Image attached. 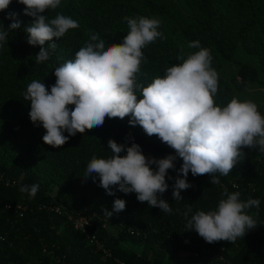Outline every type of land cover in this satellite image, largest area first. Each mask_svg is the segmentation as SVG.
Returning a JSON list of instances; mask_svg holds the SVG:
<instances>
[{
  "label": "trees",
  "instance_id": "trees-1",
  "mask_svg": "<svg viewBox=\"0 0 264 264\" xmlns=\"http://www.w3.org/2000/svg\"><path fill=\"white\" fill-rule=\"evenodd\" d=\"M23 9L13 0L0 12V28L12 23L6 19L10 13L18 14L21 22L0 46V264H117L115 259L124 264H264V152L258 147L244 148L241 161L228 176H218L217 184L209 175L193 177L189 172L187 182L192 187L181 191L183 199L175 201L173 186L183 163L177 158L166 176L168 190L160 197L172 213H163L138 202L134 193L113 188L115 195H107L99 177L86 178L85 173L93 156L111 155L110 139L126 147L138 144L149 159L175 155L173 149L158 137H149L139 125L131 126L130 117H106L102 127L77 133L60 148L50 147L43 143V127L31 122L30 102L23 97L32 80H40L50 91L55 68L75 57L90 30L108 47L122 43L127 35L124 17L143 16L160 19L158 30L166 39L142 50L146 62L141 64L139 82L147 86L154 77L163 76L167 67L181 62L177 60L181 48L185 58L199 50L187 47L198 40L210 49L219 76L216 104L225 106L234 97L249 100L245 89L264 88V0H61L45 15L50 20L63 14L79 27L56 40L55 51L49 49L50 59L41 64L35 62L40 46L26 43L23 29L33 19L23 15ZM258 110L264 115V108ZM81 179L89 185L87 192L79 187ZM34 184L39 185L34 198L19 191L22 185ZM225 190L239 192L242 201H260L258 209L246 210L256 220V228L238 238L235 249L230 242L209 244L196 232L186 231L182 215L188 205L190 216L215 210L226 198ZM115 199L125 200L126 208L109 218L104 212H113ZM60 206L91 218L87 234L73 230L65 210L56 213ZM93 234L109 257L89 244L88 235Z\"/></svg>",
  "mask_w": 264,
  "mask_h": 264
},
{
  "label": "clouds",
  "instance_id": "clouds-1",
  "mask_svg": "<svg viewBox=\"0 0 264 264\" xmlns=\"http://www.w3.org/2000/svg\"><path fill=\"white\" fill-rule=\"evenodd\" d=\"M13 0H0V12L6 11ZM24 6L23 15L33 22L23 31L26 43L40 46L35 56L37 64L50 59L49 49L55 51L56 40L69 30L77 29L76 20L63 14L48 19L45 13L55 10L61 0H17ZM12 21L7 29L0 28V46L7 41L10 32L21 27L18 14L10 13ZM129 29L122 43L105 46L98 33L89 31V39L69 59L54 70L55 83L49 91L40 80H32L23 93L30 102L29 117L34 125L42 126L43 143L60 148L69 137L86 130L102 127L105 118L130 117L131 126L139 125L149 136L175 151L162 159H149L141 147H130L108 141L111 155L88 162L85 176L99 177V186L107 195L116 191L134 193L140 203L172 213L170 205L160 197L168 190L166 176L174 169V161L183 163L173 186L174 200H182L181 191L192 185L187 182L189 172L193 177L209 175L211 183H219L218 176H228L244 156V148L258 147L264 152V115L250 101L232 98L225 106L216 104L219 76L212 67V55L200 42H189V49H199L184 55L183 48L177 60L181 61L165 69L163 76H156L145 86L138 80L141 64L146 62L142 51L157 39H166L158 29V18L138 16L124 17ZM0 24H3L0 21ZM46 42L47 47H44ZM74 106V107H69ZM67 132V136L64 134ZM126 152V155H121ZM152 165H155L153 170ZM182 176L183 178H180ZM235 187V185H234ZM39 185H22L21 193L34 198ZM218 202L215 210L192 213L186 206L182 215L186 231H194L205 242L235 243L238 238L256 228V220L247 214L248 209L259 208L258 199H240V193L229 194ZM126 208V201L115 199L113 212L105 210L109 218Z\"/></svg>",
  "mask_w": 264,
  "mask_h": 264
},
{
  "label": "built area",
  "instance_id": "built-area-1",
  "mask_svg": "<svg viewBox=\"0 0 264 264\" xmlns=\"http://www.w3.org/2000/svg\"><path fill=\"white\" fill-rule=\"evenodd\" d=\"M5 209L9 210L10 206H6ZM17 209L22 212L26 210V208L22 206H18ZM62 210H65V215L67 216V219L70 222L74 231L79 232L81 234H87V228H90L92 225L91 218L86 217L82 211L73 212L70 210H66L64 206H60L55 211L57 214H61ZM88 240L89 244L93 245L98 251H102L105 256L109 257V254L104 251L103 244L96 239L94 234L88 235ZM114 262H116L117 264H124L122 262L117 261V259H115Z\"/></svg>",
  "mask_w": 264,
  "mask_h": 264
},
{
  "label": "rangeland",
  "instance_id": "rangeland-1",
  "mask_svg": "<svg viewBox=\"0 0 264 264\" xmlns=\"http://www.w3.org/2000/svg\"><path fill=\"white\" fill-rule=\"evenodd\" d=\"M239 60L242 62L243 60L239 58ZM240 81V78L238 79ZM245 93L249 96V100L254 102L258 107L264 108V88H253V89H245ZM261 93V94H260ZM88 183L86 180L81 179L79 182V187L84 191L87 192L88 189ZM231 246L233 249L237 248L238 242L236 241L235 243L230 242ZM133 249L139 251V247H134ZM180 256L185 257L187 254L185 253H180Z\"/></svg>",
  "mask_w": 264,
  "mask_h": 264
}]
</instances>
